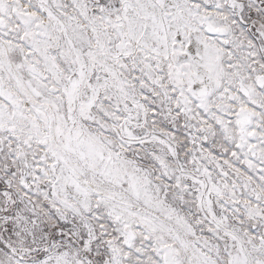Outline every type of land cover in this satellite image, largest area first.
<instances>
[{"label": "snow or ice", "instance_id": "obj_1", "mask_svg": "<svg viewBox=\"0 0 264 264\" xmlns=\"http://www.w3.org/2000/svg\"><path fill=\"white\" fill-rule=\"evenodd\" d=\"M0 264H264V0H0Z\"/></svg>", "mask_w": 264, "mask_h": 264}]
</instances>
